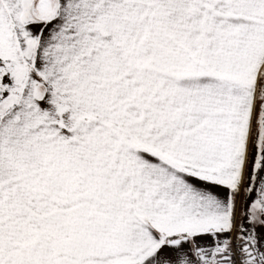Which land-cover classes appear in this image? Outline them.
I'll use <instances>...</instances> for the list:
<instances>
[{
	"label": "snow or ice",
	"instance_id": "snow-or-ice-1",
	"mask_svg": "<svg viewBox=\"0 0 264 264\" xmlns=\"http://www.w3.org/2000/svg\"><path fill=\"white\" fill-rule=\"evenodd\" d=\"M0 264H264V0H0Z\"/></svg>",
	"mask_w": 264,
	"mask_h": 264
}]
</instances>
